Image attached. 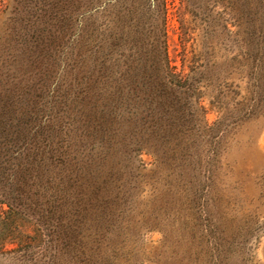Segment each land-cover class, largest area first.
I'll use <instances>...</instances> for the list:
<instances>
[{
  "label": "rangeland",
  "instance_id": "1",
  "mask_svg": "<svg viewBox=\"0 0 264 264\" xmlns=\"http://www.w3.org/2000/svg\"><path fill=\"white\" fill-rule=\"evenodd\" d=\"M163 3L164 28L153 0H0V93L40 133L52 177L37 204L56 211L40 227L1 215L6 249L33 242L57 264H264V0ZM162 28L176 73L204 74L214 140L145 116ZM125 78L135 116L120 112Z\"/></svg>",
  "mask_w": 264,
  "mask_h": 264
},
{
  "label": "trees",
  "instance_id": "2",
  "mask_svg": "<svg viewBox=\"0 0 264 264\" xmlns=\"http://www.w3.org/2000/svg\"><path fill=\"white\" fill-rule=\"evenodd\" d=\"M153 4L160 14L164 28L163 0H153ZM163 28L153 44L155 53L152 69L153 78L144 92L146 100L144 99V103H142L145 116L158 130L168 127L170 129L166 131L172 134L176 132L173 127H176L175 129L180 128L181 131L178 133H182V136L184 134L183 137L186 136L185 133L189 134V131H192L187 130L188 128L184 124L193 123L194 127H198L196 132L202 139L214 140L220 133L219 127L222 123L219 121L212 127L203 126V120L199 117L204 113L200 104L199 92L204 81V74L198 69H193L192 73L186 77L176 73L168 59ZM118 83L117 90L122 116L127 110L129 113L131 112V116H135L136 113L132 112L130 102L132 99H138V93L136 88L133 89V82L125 78ZM2 91L0 93V236L9 231L5 221L8 217L3 221L1 215H22L35 221L40 227V224L42 226L46 223L45 218L49 220L56 214V211L51 210L52 208L49 211L47 209V202L50 200L45 201L46 215L40 214L39 212L43 208L40 209L41 204H37L36 196L38 192L49 189L46 184H48L49 177H52V170H50L52 159L49 160L45 155L46 151L39 142L40 133L34 132L32 126L29 125L31 123V120H28L30 118L28 117L29 113L13 111L10 103L3 102L9 99L6 97H9L10 94ZM259 102L257 99H251V102L246 106L247 113L245 115L247 117L253 115L259 106ZM175 123L177 125H174ZM184 127L186 131H183ZM135 147L132 150L135 154H138L142 149H147L152 151L158 160L164 158L160 154L161 145H138ZM180 151V168L183 169L184 164L190 159V153L188 147L180 148ZM162 152L166 153L164 150ZM4 207L7 209L5 210ZM94 210L92 208L91 212ZM35 245L31 242L19 244L16 248L6 249L4 243H0V264H57L55 257L52 259L50 257L48 263L42 262L41 256L44 253Z\"/></svg>",
  "mask_w": 264,
  "mask_h": 264
}]
</instances>
